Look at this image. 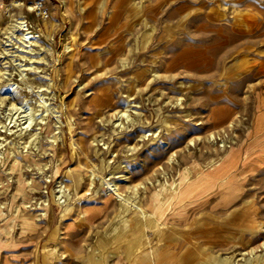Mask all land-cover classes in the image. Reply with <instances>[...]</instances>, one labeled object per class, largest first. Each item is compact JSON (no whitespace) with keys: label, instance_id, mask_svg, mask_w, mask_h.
Here are the masks:
<instances>
[{"label":"rangeland","instance_id":"rangeland-1","mask_svg":"<svg viewBox=\"0 0 264 264\" xmlns=\"http://www.w3.org/2000/svg\"><path fill=\"white\" fill-rule=\"evenodd\" d=\"M122 249L264 264V0H0V264Z\"/></svg>","mask_w":264,"mask_h":264},{"label":"crops","instance_id":"crops-1","mask_svg":"<svg viewBox=\"0 0 264 264\" xmlns=\"http://www.w3.org/2000/svg\"><path fill=\"white\" fill-rule=\"evenodd\" d=\"M59 242L61 245V238ZM27 255L25 260L8 259L9 264H129V257L124 253V249L121 250L119 255H107L105 259H91L89 262H86L83 254L77 253H69L65 258H61L60 252L56 258H47L46 260L36 252H30Z\"/></svg>","mask_w":264,"mask_h":264},{"label":"bare ground","instance_id":"bare-ground-1","mask_svg":"<svg viewBox=\"0 0 264 264\" xmlns=\"http://www.w3.org/2000/svg\"><path fill=\"white\" fill-rule=\"evenodd\" d=\"M30 8H31V6H30ZM22 22L21 21H16V23L13 25L14 27H18V28H20L21 26H22V24H21ZM9 37H12V38H16L17 40H25V39H27V38H29L30 39V37L31 36H26V35H22L21 37H19V36H17V35H15V36H13V33L12 32H10V36ZM10 40V39H9ZM26 41V40H25ZM28 42H30V43H32V41H30V40H28ZM26 45V44H25ZM227 157H228V155H227ZM229 157H231V156H229ZM237 162V161H236ZM234 166H235V164H234ZM236 167V166H235ZM233 168V167H232ZM232 170V169H231ZM235 170V169H234ZM215 173V172H214ZM220 179V178H219ZM222 179V178H221ZM191 183V182H190ZM188 185H189V183H187ZM112 185H113V183H112ZM188 187V186H187ZM109 190H111L112 191V193L114 194V195H116V196H120V194H119V190H118V187L115 185H113V188H109ZM135 207L138 209V210H140V212H142V213H144V211L142 210V208L140 207V205L139 204H135Z\"/></svg>","mask_w":264,"mask_h":264},{"label":"built area","instance_id":"built-area-1","mask_svg":"<svg viewBox=\"0 0 264 264\" xmlns=\"http://www.w3.org/2000/svg\"><path fill=\"white\" fill-rule=\"evenodd\" d=\"M34 7L37 8L38 10L41 9L42 7V3L40 1H37L35 4H34Z\"/></svg>","mask_w":264,"mask_h":264}]
</instances>
